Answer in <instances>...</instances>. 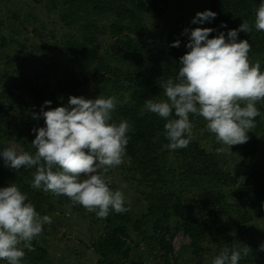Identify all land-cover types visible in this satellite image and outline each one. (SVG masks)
<instances>
[{"label": "rangeland", "instance_id": "1", "mask_svg": "<svg viewBox=\"0 0 264 264\" xmlns=\"http://www.w3.org/2000/svg\"><path fill=\"white\" fill-rule=\"evenodd\" d=\"M67 1L69 3L72 0H0V99L4 104L14 106L9 113L12 116L20 115L18 118L24 124V137L31 141L35 139L32 129L40 128V122L44 121L42 116L33 119V113L39 114V108L46 100L52 101V104L45 106V111L49 107L67 106L69 96H83L86 99L114 96L119 102L112 112L114 121L120 117L119 105L121 107L128 100L121 88L110 82L104 85L92 79L71 93L59 91V86L68 80L67 76L70 74L81 79L77 69L67 59L64 46L67 41H82L89 30H92L103 49L118 37L106 30L115 16L107 13L101 0H98L102 3L101 11L91 9L83 0H76L77 3L81 2V6L76 7L74 13H69L66 8ZM207 1L167 0L157 10L136 9L133 25L128 20L123 22L122 32L142 43L160 44L167 38L178 36L183 39V49L188 51L185 47L188 36L181 33L185 28L207 27V22L191 23L197 12L205 11ZM119 3L120 0H111V5L120 7ZM138 24L142 27L140 30ZM219 32L221 31L216 32L215 36ZM224 33L227 37V33ZM249 61L250 64L258 61L264 72L263 55L251 53ZM111 64L116 66L115 63ZM16 78L20 88L11 87ZM6 88H11L19 95L16 102L3 94ZM150 99L162 100L166 97L162 91L156 92ZM256 107L260 111V127L257 128L255 122V128L247 133V149H242L244 144L234 145L229 149L228 146L217 143L215 134L207 129L202 117L192 121L193 136L199 140L200 145L207 153L215 154L220 159V166L224 170L237 175L234 186H223L202 178H185L179 171L175 173L176 176H165L168 184L157 187L161 193H165V197L168 192L179 195L182 203L189 206V219L205 218L208 211L215 214L216 225L208 226L209 229L223 227L224 230H206L199 240V248L183 232V222L174 215L171 206L163 213L157 212L151 219H143L149 212L150 197L156 191L148 178H141V174L130 167L128 156L124 155L123 162L109 170L107 176L112 181L110 188L123 192L125 207L130 209L125 212L128 218L120 221L126 225L125 242L129 249L122 264H212L221 249L240 243L253 247L248 254L252 264H264V251L259 250V246L264 243V216H257L256 212L247 208L236 207V199L232 193L233 189L245 182L251 188L264 180V100L258 101ZM8 129L13 131L12 128ZM8 144L18 153L24 151L14 136L9 139ZM170 158L168 156V160ZM124 185L127 187H123ZM27 197V202H30V196ZM56 201V198H51L50 203H54L51 210L43 206V215H49L52 223L44 225L43 233L34 239V251L25 249L21 264H106L95 248L106 233L108 224L105 218H98L94 212H89L78 204L72 206L69 212L70 203L58 204ZM114 214L115 212H110L108 217ZM162 214L168 215L164 219ZM156 218L163 222V227L168 226L165 232L168 234L166 239L171 242V252L166 256L154 246V239L159 234L157 231H160L153 229ZM135 220L139 221V228L133 225ZM120 222L113 221L111 227ZM0 264L6 262L0 260Z\"/></svg>", "mask_w": 264, "mask_h": 264}, {"label": "clouds", "instance_id": "2", "mask_svg": "<svg viewBox=\"0 0 264 264\" xmlns=\"http://www.w3.org/2000/svg\"><path fill=\"white\" fill-rule=\"evenodd\" d=\"M216 16L211 10L197 12L191 23L211 22ZM254 25L257 31L264 30V0L255 11ZM221 27L227 26L222 22ZM251 30L247 21L229 30L227 37L219 32L209 38L216 30L208 27L183 30L181 35L188 36V51L179 58L178 74L175 80L159 79L166 99L145 101L148 111L167 121L163 134L169 143L165 148L177 150L189 145L193 139L190 115L202 117L217 143L229 149L249 140L247 133L255 128V118L260 116L256 104L264 100L261 65L258 61L250 64L249 41L237 39L239 32ZM170 46L180 47V40ZM118 103L114 96H69L67 106L45 111L52 101H44L40 113H33V119L42 116L45 121L44 127L32 129L34 154L5 148L0 151L5 167L16 172L22 167L34 168L31 187L68 197L69 212L77 204L101 219L110 212L129 211L123 192L112 190L107 176L110 169L123 162L131 130L126 120L113 122L112 112ZM27 201V195L15 183L0 188V260L6 264H21L25 249L34 251V239L43 233L44 225L52 223L49 215H41ZM259 250L264 251V243ZM251 251L244 243L223 248L212 264H239Z\"/></svg>", "mask_w": 264, "mask_h": 264}, {"label": "trees", "instance_id": "3", "mask_svg": "<svg viewBox=\"0 0 264 264\" xmlns=\"http://www.w3.org/2000/svg\"><path fill=\"white\" fill-rule=\"evenodd\" d=\"M83 1L89 4L93 10L101 11L102 3L106 6L107 13L115 16L113 17L114 21L106 27V30H109L112 36L118 37L114 43L105 45L103 49L97 42L96 35L92 34V30H89L82 41H67L64 44L67 59L77 69L81 79L79 80L75 74H70L71 76H67L68 80L59 86V91L71 93L81 84L92 79L104 85L110 82L125 92L128 100L123 102L121 107L119 105L118 115L120 117L113 122L117 124L123 120L129 122L131 130L127 133L129 142L125 155L130 159V167L136 169L141 174V178H148L156 191L150 197L152 204L150 203L148 206L149 212L144 215L143 219H151L157 212L163 213L171 206L174 215L180 217L183 222V232L191 238L194 246L199 248V240L202 239L206 230L208 232L224 230L223 227L222 229L219 227L214 230L209 229L208 226L216 225L215 214L208 211L205 218L189 219L187 217L189 206L182 203L180 196L168 192L165 197V193H161L157 187L165 183L168 184L165 176H176L175 173H179V171L185 178L207 179L223 186H234L237 175H231L224 170L220 166V159L215 154L207 153L194 136L186 148L177 150L165 148L164 145L169 143L163 134L167 121L145 108L147 99L152 98L156 92L163 91L159 86L160 78L171 77L175 80L181 66L179 58L187 52L183 49V39L176 36L172 39L167 38L164 43L160 44L142 43L141 40L122 32L123 22L128 20L130 25L131 23L133 25L136 9L138 11H145L148 8L157 10V7L160 4H166L167 0H120V7L111 5V0H107L105 3L104 0H101L102 3L98 0ZM261 2L262 0H208L205 10L217 13L214 20L207 22L208 28L216 30L210 34L209 38L214 37L218 31L227 33L231 29H237L243 21H247L252 30L249 33L239 32L238 42L239 40L249 41L251 50L248 56L251 53L264 56V30L257 31L254 25L255 11ZM66 5L69 13H74L76 7L81 6V2L77 3L76 0H72L69 3L67 1ZM222 22L226 24V28L221 27ZM138 27L139 30L142 28L139 24ZM176 40H180V47H171L170 45ZM111 62L116 66H113ZM18 86L16 78L11 83V87L17 88ZM3 94L6 97H12L13 102H16L19 97L11 88L4 89ZM13 109L12 104L6 105L0 99V151L9 147L8 141L14 136L24 151L34 154L35 149L31 144V139L28 140L24 137V124L18 118L20 115L12 116L9 113ZM39 110L41 111V108ZM199 117L190 115V120L195 121L194 119ZM172 118H175L174 113ZM255 122L257 128L260 127L259 116L255 118ZM40 126L44 127L45 121L40 122ZM8 128H12L13 131H9ZM245 148H248L247 143L246 145L244 143L242 147V149ZM168 156L171 157L170 160H168ZM34 171V168L24 169L22 167L20 171L16 172L5 167L4 159L0 156V188L15 183L23 193L30 196V202L35 205L36 211L41 215L44 212L42 211L43 206L50 210L53 209L54 203H50L52 197L57 199L56 203L58 204L63 202L71 204L70 199L66 196H55L52 193L48 195L44 194L43 190L33 189L31 183ZM232 193L236 199V207L247 208L256 212L257 216H264V180L251 188L245 182L240 187L233 189ZM167 215L162 214V218L165 219ZM127 218L125 213H115L112 217L105 218L108 227L105 235L96 243L95 248L105 259L106 264H122L121 261L127 255L129 249L125 242L126 225L120 222ZM115 220L120 223L111 227ZM133 225L139 228V221L135 220ZM153 229L160 230L157 231L159 234L154 239V246L159 251H163L164 256L168 255L171 252V242L166 239L168 234L165 232L168 230V226L163 227V222L156 218ZM245 229L250 230V228ZM239 264H252V261L247 256Z\"/></svg>", "mask_w": 264, "mask_h": 264}]
</instances>
